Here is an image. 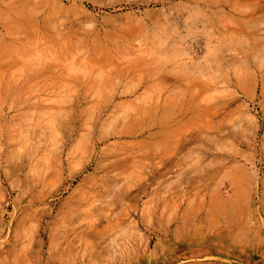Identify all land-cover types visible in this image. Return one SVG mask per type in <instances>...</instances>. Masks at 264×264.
Segmentation results:
<instances>
[{"label":"rangeland","instance_id":"rangeland-1","mask_svg":"<svg viewBox=\"0 0 264 264\" xmlns=\"http://www.w3.org/2000/svg\"><path fill=\"white\" fill-rule=\"evenodd\" d=\"M0 264H264V0H0Z\"/></svg>","mask_w":264,"mask_h":264}]
</instances>
